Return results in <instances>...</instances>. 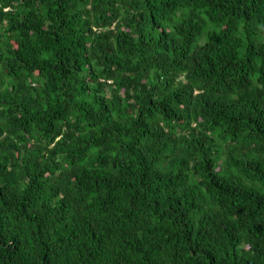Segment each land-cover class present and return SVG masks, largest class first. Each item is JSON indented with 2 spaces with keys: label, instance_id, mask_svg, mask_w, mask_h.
Wrapping results in <instances>:
<instances>
[{
  "label": "trees",
  "instance_id": "1",
  "mask_svg": "<svg viewBox=\"0 0 264 264\" xmlns=\"http://www.w3.org/2000/svg\"><path fill=\"white\" fill-rule=\"evenodd\" d=\"M0 264H264V0H0Z\"/></svg>",
  "mask_w": 264,
  "mask_h": 264
}]
</instances>
